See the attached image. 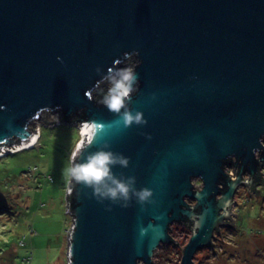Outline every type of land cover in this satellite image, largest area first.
I'll return each instance as SVG.
<instances>
[{"label":"water","instance_id":"obj_1","mask_svg":"<svg viewBox=\"0 0 264 264\" xmlns=\"http://www.w3.org/2000/svg\"><path fill=\"white\" fill-rule=\"evenodd\" d=\"M111 66L137 73L129 107L147 124L125 127L98 97L95 69ZM56 115L87 131L78 160L107 143L130 159L113 172L153 192L122 207L69 183L68 264H154L175 223L195 264L264 169V0H0V153Z\"/></svg>","mask_w":264,"mask_h":264},{"label":"rangeland","instance_id":"obj_2","mask_svg":"<svg viewBox=\"0 0 264 264\" xmlns=\"http://www.w3.org/2000/svg\"><path fill=\"white\" fill-rule=\"evenodd\" d=\"M49 119L56 123L35 124L41 130L34 148L0 159V264H68L72 218L65 170L81 131L59 125L57 115ZM236 202L235 230L221 229L212 248L198 251L195 264H264V191H239ZM192 234V228L173 224L170 235L178 244H162L154 264H181Z\"/></svg>","mask_w":264,"mask_h":264},{"label":"clouds","instance_id":"obj_3","mask_svg":"<svg viewBox=\"0 0 264 264\" xmlns=\"http://www.w3.org/2000/svg\"><path fill=\"white\" fill-rule=\"evenodd\" d=\"M60 60V57H57ZM62 62V61H61ZM97 75H102L108 82V89L103 97V104L107 109L118 115L125 127L133 124L145 125L147 120L140 111H133L129 107L135 84L139 81L137 73L130 67L111 66L106 73L100 67L95 69ZM91 134V131H90ZM148 139H151L149 136ZM91 143V140H89ZM83 153L74 152L70 157L69 167L65 170L69 183L75 182L84 188L91 189L92 197L98 202L105 200L112 204L128 207L133 198L138 203L151 202L153 192L147 187L137 189L134 176L117 175L114 167L127 168L130 159L121 153L110 150V145L105 143L94 152H89L84 159L78 160ZM110 211L111 208L109 207Z\"/></svg>","mask_w":264,"mask_h":264},{"label":"flooded vegetation","instance_id":"obj_4","mask_svg":"<svg viewBox=\"0 0 264 264\" xmlns=\"http://www.w3.org/2000/svg\"><path fill=\"white\" fill-rule=\"evenodd\" d=\"M228 172L232 173V175L235 174L233 168H229ZM245 178L251 179V177L249 175H246ZM200 184H201V182H200ZM239 191L240 192L244 191L245 193H252V194L258 193L259 191H264V169L263 170H261V169L257 170L255 177L252 179V187H241L239 189ZM233 221H235V220L229 221V225L222 228V229H233V230H235V227H234L235 224L233 226Z\"/></svg>","mask_w":264,"mask_h":264},{"label":"bare ground","instance_id":"obj_5","mask_svg":"<svg viewBox=\"0 0 264 264\" xmlns=\"http://www.w3.org/2000/svg\"><path fill=\"white\" fill-rule=\"evenodd\" d=\"M86 133H87V131L85 129H82L81 137H85ZM39 140H40V129L36 133V135L34 137V140L32 142L20 146L17 151L14 150V151H12V153L13 154L19 153V152L21 153L24 150H28V149L34 148L38 144ZM5 156H6L5 153H0V159L3 158V157H5Z\"/></svg>","mask_w":264,"mask_h":264},{"label":"trees","instance_id":"obj_6","mask_svg":"<svg viewBox=\"0 0 264 264\" xmlns=\"http://www.w3.org/2000/svg\"><path fill=\"white\" fill-rule=\"evenodd\" d=\"M106 92H107V90H106V88H105L104 91H101V92L98 93V97H99V96H104ZM77 131H78V130H77Z\"/></svg>","mask_w":264,"mask_h":264}]
</instances>
